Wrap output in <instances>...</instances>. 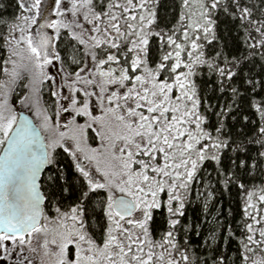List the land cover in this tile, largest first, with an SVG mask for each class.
<instances>
[{
	"label": "snow or ice",
	"instance_id": "6c2138e0",
	"mask_svg": "<svg viewBox=\"0 0 264 264\" xmlns=\"http://www.w3.org/2000/svg\"><path fill=\"white\" fill-rule=\"evenodd\" d=\"M159 6L0 12V261L264 264V0H179L171 27Z\"/></svg>",
	"mask_w": 264,
	"mask_h": 264
},
{
	"label": "trees",
	"instance_id": "16d2710c",
	"mask_svg": "<svg viewBox=\"0 0 264 264\" xmlns=\"http://www.w3.org/2000/svg\"><path fill=\"white\" fill-rule=\"evenodd\" d=\"M179 0H160V6L158 9L159 16L162 20L168 22V26L171 27L172 24H175L176 19H178L179 14V8H178ZM0 5H3V8H0V12H4V14L10 15L14 12V0H0ZM163 26V25H162ZM223 29V25L221 26V30ZM232 36H235V32L233 31ZM209 53L211 52V46H209L208 49H206ZM202 71L206 72V69H203ZM206 78V77H205ZM199 82V78H198ZM259 99V97H257ZM251 109H249V113L251 114ZM255 118V117H253ZM245 183L249 189H252L254 186H264V174H261L260 172H256L253 176L248 177L245 180ZM244 197L245 194L242 192L239 188L233 187L231 192L229 194L224 195L223 197H218V200L222 201L223 204V216H228V210L231 209L232 216L229 217V220L232 221L233 227L236 228V222L240 221L242 217V207L244 203ZM200 210V211H198ZM202 216V206L201 203L195 200V197H193V202L189 205V207L186 210V217L187 222L189 223H195L196 217ZM157 222L159 224H163V218L162 216L157 213L156 215ZM227 222V221H226ZM163 230L162 228L160 229ZM239 234V232L237 233ZM202 237H196L195 235H192L193 243L195 244L198 241H202ZM233 251L230 253L231 255H235V249L237 247V244L235 241L232 242L231 245Z\"/></svg>",
	"mask_w": 264,
	"mask_h": 264
},
{
	"label": "rangeland",
	"instance_id": "374dc122",
	"mask_svg": "<svg viewBox=\"0 0 264 264\" xmlns=\"http://www.w3.org/2000/svg\"><path fill=\"white\" fill-rule=\"evenodd\" d=\"M15 260H16V254L14 253L12 257L6 260L0 261V264H15Z\"/></svg>",
	"mask_w": 264,
	"mask_h": 264
},
{
	"label": "water",
	"instance_id": "95a60500",
	"mask_svg": "<svg viewBox=\"0 0 264 264\" xmlns=\"http://www.w3.org/2000/svg\"><path fill=\"white\" fill-rule=\"evenodd\" d=\"M27 114V113H26Z\"/></svg>",
	"mask_w": 264,
	"mask_h": 264
}]
</instances>
